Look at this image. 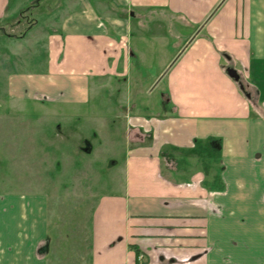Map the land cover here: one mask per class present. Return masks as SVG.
I'll return each mask as SVG.
<instances>
[{
  "label": "crops",
  "instance_id": "0c3cea01",
  "mask_svg": "<svg viewBox=\"0 0 264 264\" xmlns=\"http://www.w3.org/2000/svg\"><path fill=\"white\" fill-rule=\"evenodd\" d=\"M136 37L178 49L161 73L164 113L126 117L124 185L92 208L78 264H264V0H0V39L44 43L47 58L43 71L9 73L5 91L87 106L98 81L127 79ZM226 56L251 98L227 75ZM210 140V166L196 155L203 171L190 157L165 176L163 147L184 153ZM39 186L0 192V264L72 258L63 230L58 244L51 238L50 195Z\"/></svg>",
  "mask_w": 264,
  "mask_h": 264
},
{
  "label": "rangeland",
  "instance_id": "374dc122",
  "mask_svg": "<svg viewBox=\"0 0 264 264\" xmlns=\"http://www.w3.org/2000/svg\"><path fill=\"white\" fill-rule=\"evenodd\" d=\"M132 42L138 58L131 60L127 79L98 81L87 106H59L27 103L7 95L9 73L43 71L46 44L0 39V53L13 52L19 45L23 54L0 60L6 68L0 75V192L18 191L28 183L33 190L36 184L42 185L38 189L49 193L51 200V238L58 244L57 236L63 230L64 243L71 246L72 258H62L67 264L82 261L79 254L86 246V230L99 197L124 185L126 154L134 134L126 117L164 113L159 107L168 83L161 73L170 53L178 49L168 39L136 37ZM177 156V162H164V169L176 168L177 163L178 168H186V158ZM192 157L195 169L199 162L201 171L214 161L201 158L203 165ZM177 172L174 176L183 179L182 170ZM59 217L63 220L57 227Z\"/></svg>",
  "mask_w": 264,
  "mask_h": 264
},
{
  "label": "trees",
  "instance_id": "16d2710c",
  "mask_svg": "<svg viewBox=\"0 0 264 264\" xmlns=\"http://www.w3.org/2000/svg\"><path fill=\"white\" fill-rule=\"evenodd\" d=\"M240 91L245 94L241 89ZM147 142L148 143H151L152 142V139L148 137L147 139ZM204 144L206 146H204ZM217 145V141L216 140H210L208 142H196V147L197 149L194 150V151H188V152H184V153H181V151L175 147H172V146H165L163 147L162 151H161V158L163 160V171H164V174L166 176V172L169 171V169H164L168 162V160H172V161H176L178 160L179 156H177V154H181V156L184 155V157L186 158V164H190V160L189 158L192 157V156H196L198 155L201 158H213L214 159V152H213V149L215 148V146ZM166 164H165V163ZM211 164L214 162L210 161Z\"/></svg>",
  "mask_w": 264,
  "mask_h": 264
},
{
  "label": "water",
  "instance_id": "95a60500",
  "mask_svg": "<svg viewBox=\"0 0 264 264\" xmlns=\"http://www.w3.org/2000/svg\"><path fill=\"white\" fill-rule=\"evenodd\" d=\"M226 58L228 60H231V58L229 56H226ZM226 73L227 75L232 79L234 80L236 83H239L240 85V89L245 92V86L241 83V75L238 73L237 69L235 68H228L226 69ZM246 94V93H245ZM247 97L248 98H251L250 95L247 94Z\"/></svg>",
  "mask_w": 264,
  "mask_h": 264
},
{
  "label": "flooded vegetation",
  "instance_id": "af4514ba",
  "mask_svg": "<svg viewBox=\"0 0 264 264\" xmlns=\"http://www.w3.org/2000/svg\"><path fill=\"white\" fill-rule=\"evenodd\" d=\"M224 68H225V70L226 69H228V68H235V66L233 65V63L231 62V60H228L227 58H225V66H224ZM241 83L243 84V85H245V82H244V80H243V77H242V75H241ZM239 84V83H238ZM240 85V84H239ZM244 93H246L247 94V90H246V88H245V92Z\"/></svg>",
  "mask_w": 264,
  "mask_h": 264
},
{
  "label": "built area",
  "instance_id": "2783aa9c",
  "mask_svg": "<svg viewBox=\"0 0 264 264\" xmlns=\"http://www.w3.org/2000/svg\"><path fill=\"white\" fill-rule=\"evenodd\" d=\"M141 259H142V257H141Z\"/></svg>",
  "mask_w": 264,
  "mask_h": 264
}]
</instances>
